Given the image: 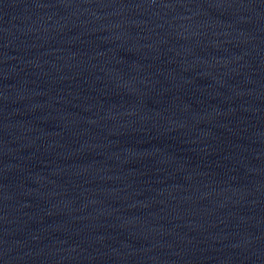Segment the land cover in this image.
Returning <instances> with one entry per match:
<instances>
[{
  "label": "water",
  "instance_id": "obj_1",
  "mask_svg": "<svg viewBox=\"0 0 264 264\" xmlns=\"http://www.w3.org/2000/svg\"><path fill=\"white\" fill-rule=\"evenodd\" d=\"M0 264H264V0H0Z\"/></svg>",
  "mask_w": 264,
  "mask_h": 264
}]
</instances>
